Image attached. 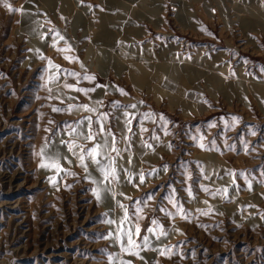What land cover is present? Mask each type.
Instances as JSON below:
<instances>
[{"label":"rangeland","instance_id":"rangeland-1","mask_svg":"<svg viewBox=\"0 0 264 264\" xmlns=\"http://www.w3.org/2000/svg\"><path fill=\"white\" fill-rule=\"evenodd\" d=\"M0 264H264V0H0Z\"/></svg>","mask_w":264,"mask_h":264},{"label":"bare ground","instance_id":"bare-ground-1","mask_svg":"<svg viewBox=\"0 0 264 264\" xmlns=\"http://www.w3.org/2000/svg\"><path fill=\"white\" fill-rule=\"evenodd\" d=\"M24 22H26V20H24ZM34 24V23H33ZM35 26H36V29L38 28V25H39V21H35V24H34ZM176 72H174L175 74H178L179 73V70H175ZM227 72V69L226 68H222V73H226ZM179 75V74H178ZM215 78V77H214ZM221 78L223 79V78H225L224 76H221ZM221 86V85H220ZM222 87V86H221ZM65 139V135H58L57 137H56V139H55V141H54V144L53 145H55V146H60V144L63 142V140ZM54 147V146H53ZM61 148H59V149H57L58 151H61L60 150ZM73 162V161H72ZM113 214V213H112ZM123 214V213H122ZM123 216H124V214H123ZM115 217V216H114ZM112 235L110 236V238H111V240H112V243H114V241H116V239L117 240H119V237L116 235V234H114V233H111ZM129 236H131V229H130V226L128 227V229H127V233H126V238H123V242L125 241V243L128 245L129 243H128V240H129ZM132 238V237H131ZM165 240H162L161 242H164ZM125 243H124V245H125Z\"/></svg>","mask_w":264,"mask_h":264},{"label":"snow or ice","instance_id":"snow-or-ice-1","mask_svg":"<svg viewBox=\"0 0 264 264\" xmlns=\"http://www.w3.org/2000/svg\"><path fill=\"white\" fill-rule=\"evenodd\" d=\"M6 7H10V5H6ZM69 59H70V57H69ZM89 79H94V77H88ZM79 90V89H78ZM121 92L123 93V90H121ZM85 107H87V106H85ZM134 107V106H133ZM89 138H93V137H91V134L89 135ZM201 147H203V145H201ZM95 151V150H94ZM81 159L83 160V157H81ZM98 164H99V160H97L96 161ZM42 167L44 166V165H41ZM49 166H51V167H53V168H57V169H59L60 168V165L58 164V163H56V162H53V163H51ZM101 171L104 173V175H105V177L107 178V176L110 174V172H109V170L108 169H106V168H101ZM113 173H114V169H112L111 170ZM141 181H143V176H141ZM139 232V229L137 228V233ZM128 243L129 244H132L133 243V241H132V238H131V236H129V240H128Z\"/></svg>","mask_w":264,"mask_h":264}]
</instances>
